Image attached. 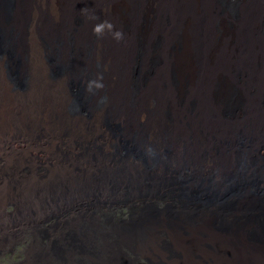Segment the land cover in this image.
<instances>
[{"label":"bare ground","instance_id":"obj_1","mask_svg":"<svg viewBox=\"0 0 264 264\" xmlns=\"http://www.w3.org/2000/svg\"><path fill=\"white\" fill-rule=\"evenodd\" d=\"M207 1L0 0V248L50 218L81 254L97 207L101 264H264V0ZM198 178L209 205L140 206Z\"/></svg>","mask_w":264,"mask_h":264},{"label":"rangeland","instance_id":"obj_2","mask_svg":"<svg viewBox=\"0 0 264 264\" xmlns=\"http://www.w3.org/2000/svg\"><path fill=\"white\" fill-rule=\"evenodd\" d=\"M17 4H18V0H7L8 11L10 14H12L14 9L17 7ZM73 5L70 7L69 15L71 16V20L74 21L73 27H76L79 26V24H82V18L75 7V4ZM215 5L216 3L214 0H208L206 2L205 11L207 15L214 14ZM157 15L159 16L165 27L166 25L168 26L170 22H172L171 16H168L164 6L157 11ZM233 25L234 24L232 22V27ZM205 31L206 33L210 34L211 26L207 24L205 26ZM217 31L219 34L224 35L221 28H217ZM236 33L239 34L241 38H244L243 33H238V31H235V34ZM263 33H264V22H263ZM78 40L79 39L75 40L77 41L76 43H78ZM235 40L236 38H233V41ZM12 61L13 63L11 65L9 72L10 78L13 77V79L11 80L14 85H17L16 86L17 88L21 87L23 89L24 88L23 78H21V76L17 72V69L15 68L16 62L14 58H12ZM230 71H231L230 75H233V70L231 69ZM234 74L235 77L238 78L237 72H234ZM18 83L20 86L18 85ZM80 109L82 110L81 107ZM82 115L85 116L84 113H82ZM109 117L110 115L108 114L106 116V122H107L106 126H108L107 128L111 133H114V123L112 122V120H110L111 118ZM259 144L261 146H259L258 150H261V154L262 153L264 154V141L260 143L258 139L252 140V144H251L252 147H254V145H259ZM199 180L200 182L198 183ZM189 187H192V190L186 191L185 197L179 198L184 193L186 188ZM212 189H213V185L207 184L204 182V180L198 178L196 182L185 186V188L181 191V193L178 196H173V194L170 193V195L167 198V200L170 201V203L162 202L157 206L143 203L140 204V206L146 208V205H149L147 209H151V211L156 213L159 209L170 210L172 207L176 206L177 202H182L183 205L190 206L191 204L199 203L200 202L199 199H202L204 203L209 205L210 203H212L213 200ZM186 199L188 201H191L192 203L186 202L185 201ZM138 201L139 200L137 201L133 199L130 200V202H134V203H139L140 201L139 202ZM14 210H15L14 206L9 207V211H14ZM107 214H110L111 220H115L117 218L119 220L129 219L131 222L132 221L131 215L133 216L134 210L132 209V204L121 205L119 207L118 206L115 207L114 209H110ZM99 217H100V213L97 207L94 210L92 209L87 210V219L88 221L90 220V223H87V226L83 229L84 231H81V234L84 239L82 242L84 243V245H87V248L80 250H72L73 252L78 251L81 254L66 255L63 249H60L59 247H56V249H54L55 247H52L55 241L56 240L59 241L60 238L58 235L59 234L58 231H55L53 227L56 220H52L49 218L48 220H45L44 223L42 222L37 228L35 227L20 228L22 229V231L17 230V234L15 238L12 239L10 243L0 248V264H101L105 259L106 250L110 249V248H106L103 242H105V240L109 241L112 236L106 233L104 229H102L99 226L100 225ZM121 247L124 248V246ZM136 264H161V263L160 262L151 263L148 260L139 257L138 262Z\"/></svg>","mask_w":264,"mask_h":264}]
</instances>
